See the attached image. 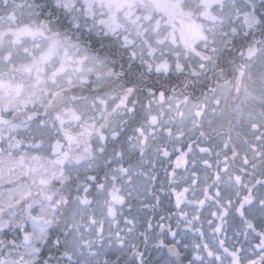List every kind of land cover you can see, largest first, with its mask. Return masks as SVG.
<instances>
[{
	"label": "snow or ice",
	"instance_id": "6c2138e0",
	"mask_svg": "<svg viewBox=\"0 0 264 264\" xmlns=\"http://www.w3.org/2000/svg\"><path fill=\"white\" fill-rule=\"evenodd\" d=\"M0 264H264V0H0Z\"/></svg>",
	"mask_w": 264,
	"mask_h": 264
},
{
	"label": "trees",
	"instance_id": "16d2710c",
	"mask_svg": "<svg viewBox=\"0 0 264 264\" xmlns=\"http://www.w3.org/2000/svg\"><path fill=\"white\" fill-rule=\"evenodd\" d=\"M165 164H166V162H165ZM163 178H164V172H163V169H161L159 171V181L162 182ZM148 202H152V201L149 199ZM126 208H127V206H125V210H126ZM164 214L165 213L161 210V208H157L154 211L151 209H145V210L141 211L138 214V219L141 222V226L139 227V230L143 231V227L145 226L144 225L145 220L151 219L153 224H156L159 220V216L164 215ZM229 235H231V232L229 233ZM168 239L171 240V237H168Z\"/></svg>",
	"mask_w": 264,
	"mask_h": 264
}]
</instances>
